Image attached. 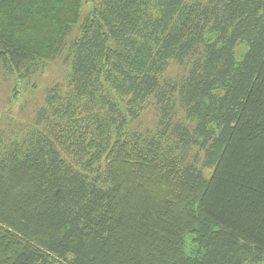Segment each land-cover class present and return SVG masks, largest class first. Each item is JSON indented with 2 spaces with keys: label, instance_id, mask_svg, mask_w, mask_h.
<instances>
[{
  "label": "trees",
  "instance_id": "trees-1",
  "mask_svg": "<svg viewBox=\"0 0 264 264\" xmlns=\"http://www.w3.org/2000/svg\"><path fill=\"white\" fill-rule=\"evenodd\" d=\"M84 1L0 0V68L70 59L0 134V264H264V0Z\"/></svg>",
  "mask_w": 264,
  "mask_h": 264
},
{
  "label": "rangeland",
  "instance_id": "rangeland-1",
  "mask_svg": "<svg viewBox=\"0 0 264 264\" xmlns=\"http://www.w3.org/2000/svg\"><path fill=\"white\" fill-rule=\"evenodd\" d=\"M98 0H85L84 12L86 13ZM77 32L70 36V42ZM69 47L54 60L48 61L46 65L30 77L24 79L9 74L0 68V134L3 128L12 124H30L34 120L35 113L45 101L47 91L61 84L67 86V76L70 72ZM181 68L171 64L168 77H174ZM155 111L151 106L147 107L140 121L132 124L137 129H153ZM206 174L210 170H205Z\"/></svg>",
  "mask_w": 264,
  "mask_h": 264
}]
</instances>
